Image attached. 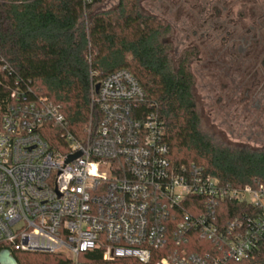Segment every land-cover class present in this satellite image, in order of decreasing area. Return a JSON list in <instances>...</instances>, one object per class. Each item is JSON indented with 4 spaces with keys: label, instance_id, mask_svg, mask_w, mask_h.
<instances>
[{
    "label": "built area",
    "instance_id": "obj_1",
    "mask_svg": "<svg viewBox=\"0 0 264 264\" xmlns=\"http://www.w3.org/2000/svg\"><path fill=\"white\" fill-rule=\"evenodd\" d=\"M8 93L12 103L0 109V257L226 264L264 253V187H234L175 165L157 106L128 71L107 76L98 92L92 84L83 135L63 133L58 149L45 135L66 124L60 108L30 88Z\"/></svg>",
    "mask_w": 264,
    "mask_h": 264
},
{
    "label": "trees",
    "instance_id": "obj_2",
    "mask_svg": "<svg viewBox=\"0 0 264 264\" xmlns=\"http://www.w3.org/2000/svg\"><path fill=\"white\" fill-rule=\"evenodd\" d=\"M106 1L0 0V109L16 88L51 101L66 121L47 126L45 139L56 149L63 133L83 135L92 84L126 70L157 106L175 165L198 166L234 187H264V148L231 145L205 130L189 62L172 56L170 24L146 13V0H119L113 8L103 7ZM11 256L17 264H69L61 255ZM226 264H264V253Z\"/></svg>",
    "mask_w": 264,
    "mask_h": 264
},
{
    "label": "flooded vegetation",
    "instance_id": "obj_3",
    "mask_svg": "<svg viewBox=\"0 0 264 264\" xmlns=\"http://www.w3.org/2000/svg\"><path fill=\"white\" fill-rule=\"evenodd\" d=\"M185 17L174 60L189 62L201 119L216 139L264 148V0H202Z\"/></svg>",
    "mask_w": 264,
    "mask_h": 264
},
{
    "label": "rangeland",
    "instance_id": "obj_4",
    "mask_svg": "<svg viewBox=\"0 0 264 264\" xmlns=\"http://www.w3.org/2000/svg\"><path fill=\"white\" fill-rule=\"evenodd\" d=\"M119 0H107L105 8H113L118 4ZM202 0H146L142 7L143 10L151 15H156L161 17L172 27V40L169 39L172 45V56L174 59L178 57L179 46H177L176 42L178 39L181 41L180 29L184 27V23L186 22V14L194 11V7L198 6ZM170 37V38H171ZM203 126L207 132L212 134V130L209 126V123L203 121ZM219 140V139H218ZM221 141H224L221 139ZM228 144L240 146L244 145L243 143L228 141Z\"/></svg>",
    "mask_w": 264,
    "mask_h": 264
},
{
    "label": "water",
    "instance_id": "obj_5",
    "mask_svg": "<svg viewBox=\"0 0 264 264\" xmlns=\"http://www.w3.org/2000/svg\"><path fill=\"white\" fill-rule=\"evenodd\" d=\"M100 88V84L96 85V92L99 91ZM81 153H78L75 156H72L69 158V161L75 159L76 157L80 156ZM0 264H17L16 261L14 260V258L11 256V254L9 252H6L4 254H2V256L0 257Z\"/></svg>",
    "mask_w": 264,
    "mask_h": 264
}]
</instances>
